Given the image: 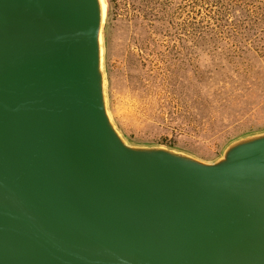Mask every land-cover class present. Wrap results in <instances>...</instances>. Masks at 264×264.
<instances>
[{"label":"water","instance_id":"1","mask_svg":"<svg viewBox=\"0 0 264 264\" xmlns=\"http://www.w3.org/2000/svg\"><path fill=\"white\" fill-rule=\"evenodd\" d=\"M105 0H0V264H264V130L203 160L115 124Z\"/></svg>","mask_w":264,"mask_h":264},{"label":"rangeland","instance_id":"2","mask_svg":"<svg viewBox=\"0 0 264 264\" xmlns=\"http://www.w3.org/2000/svg\"><path fill=\"white\" fill-rule=\"evenodd\" d=\"M105 2L108 104L127 139L212 160L230 139L264 129V29L203 41L182 0L154 11Z\"/></svg>","mask_w":264,"mask_h":264},{"label":"trees","instance_id":"3","mask_svg":"<svg viewBox=\"0 0 264 264\" xmlns=\"http://www.w3.org/2000/svg\"><path fill=\"white\" fill-rule=\"evenodd\" d=\"M150 5V10L158 9L160 2L170 7L174 0H140ZM185 24L194 25L200 39L212 40L206 35L222 32L264 29V0H182ZM108 15V14H107ZM244 53L232 54L239 57ZM264 130V129H262ZM260 131V130H258ZM255 131L244 132L231 140ZM171 147V146H168Z\"/></svg>","mask_w":264,"mask_h":264}]
</instances>
